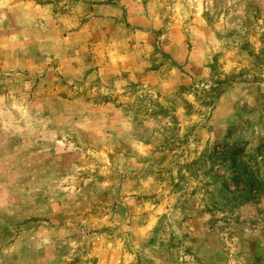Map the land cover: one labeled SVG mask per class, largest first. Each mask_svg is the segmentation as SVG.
I'll return each instance as SVG.
<instances>
[{
  "label": "rangeland",
  "instance_id": "obj_1",
  "mask_svg": "<svg viewBox=\"0 0 264 264\" xmlns=\"http://www.w3.org/2000/svg\"><path fill=\"white\" fill-rule=\"evenodd\" d=\"M0 264H264V0H0Z\"/></svg>",
  "mask_w": 264,
  "mask_h": 264
}]
</instances>
